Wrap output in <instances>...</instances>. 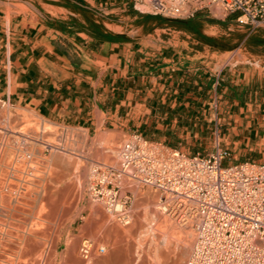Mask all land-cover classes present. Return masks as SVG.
<instances>
[{"label":"crops","instance_id":"0c3cea01","mask_svg":"<svg viewBox=\"0 0 264 264\" xmlns=\"http://www.w3.org/2000/svg\"><path fill=\"white\" fill-rule=\"evenodd\" d=\"M156 20L125 0H0V98L94 136L140 133L174 149L191 139L200 150L214 127L211 152L219 144L236 163L264 164V27L244 41L253 50L258 39L259 54L219 49L207 62ZM222 21L206 27L235 17Z\"/></svg>","mask_w":264,"mask_h":264},{"label":"rangeland","instance_id":"374dc122","mask_svg":"<svg viewBox=\"0 0 264 264\" xmlns=\"http://www.w3.org/2000/svg\"><path fill=\"white\" fill-rule=\"evenodd\" d=\"M122 15H127V13H122L119 16H117V14H113L112 19L117 20L121 18ZM206 15H208L209 17H201L197 20L195 19L192 21L179 20V19L175 20V19L165 18L162 16H157V20L155 22L158 28H166V29L171 28V31L183 32V33H176V35L180 37L182 44L189 47V52L186 51L185 54H189L191 59H193L195 55H202V58L200 59L201 61L212 62L219 60L222 57V55L220 54H216V56L212 57V55L215 54L214 53L215 50H219V49L226 51H230V50L238 51V49H240L238 53L240 55H243L244 57H249L247 53L259 54L260 49H258L257 47L260 46V44L258 42V39L254 38L255 48L253 50L249 49L246 43L244 42L247 36L250 34V29L248 27L241 26L236 23H230L228 27H220L218 29L210 30L209 28L206 27V25H208L210 21L219 22V23L223 22L222 21L223 17H214L211 14H206ZM184 21L187 24H182V22ZM128 24L130 26H134L136 23L130 20L128 21ZM183 29H185L186 31H184ZM193 38L201 39V41L204 42V45L200 46V44H195ZM228 56L229 55H227L226 57ZM221 68L222 66L219 65L218 69ZM6 109H8V107L4 108V110ZM4 110L1 109L0 115L4 114V116H6V112H4ZM9 110L12 113L11 114L12 118L8 120L7 118L4 119L0 117V167H1L0 169L4 167H21V169L25 167L24 169H26L27 167V170H29V172L30 170L36 172L37 169L40 170L37 171L38 173L39 172L40 173L38 175V173L36 172L38 176L34 173L36 177H32V175H29L28 179L30 177L33 179L32 180L29 179L28 180L29 183H26L25 187L28 186L26 189L28 192L25 190L24 192L25 193L27 192L26 194H24L18 200H12L11 201L12 204H10L11 206H9V203H11L10 202L11 197L9 198V201L7 199H5L7 201L5 200L3 201V199L2 201H0L1 202L0 214L2 212V216L0 215L1 216L0 225L2 224L3 226V227L0 226V229L2 230L7 229L14 232H18L20 228H22V230H28L30 225L36 221V216L37 217L38 215L43 216V218L47 219L50 209L52 212V204H56L59 208L61 206L60 210L58 209L57 213H55L56 223L58 227L54 229V231H57V233L55 232L56 235L55 233H53L54 231L51 232V234L53 236L54 246L55 245L58 246L57 251L55 252H57V255H59V258L61 259L63 258L65 249L67 250V248H70V250L75 252L77 259L79 260L81 259V261L85 260L84 257H81L82 256L81 248L85 242L93 243V244L95 243V245L97 243L102 244L103 247H106V249L108 250V252H106L107 255L105 254L108 257L112 255V252L116 250L117 245L124 250L127 256H130L133 255L132 253L134 251V248H136L139 245L138 238H140V236H143L142 237L143 239L146 238L143 244L145 245V248L147 250L151 245L150 244L151 240L153 241V244H155L158 243L159 239L161 240V238H167V239L169 238L168 240L173 242L172 245L174 246V247L172 246L171 251H169L170 256L174 257V258L173 257L170 258L169 264L173 263V260H175L176 256H178L179 253H180L179 256L182 255L184 261L187 262L194 243L195 231L193 229L194 237L193 239H191V242H188L189 239L187 237V234L185 233V230L177 225V221H174L171 217L156 211L157 209L156 206L159 202V196L158 194L154 193V191H152L151 189L145 187H137L133 190L135 194L134 214L136 216L134 217V221L132 225H130L129 227H123L119 225L112 217H110L104 211L103 207L100 204L94 203L88 197V192H87V188H88L87 172L89 171L88 169L94 163H101L105 165L115 166L117 164L118 150L128 136L125 135L117 136V134L109 131H107L106 133H101L98 136H94V134H89L87 131L80 128L58 125L46 121L44 119H39L37 118V115H35L34 113L31 112L26 113L27 111L23 112L25 110H13L11 107H9ZM17 113H24L26 115L20 117ZM206 123H207L206 125H209L208 122ZM220 131H221V125H218V133H220ZM212 132H215L214 127L213 130H210V133L204 134V137L205 136L207 137L206 139H203L201 142L200 140L198 141V144L201 143V146H198V144H196L195 147H198L200 150L194 148V146L192 145V142L194 140L191 141V139L184 140V144L182 146H179V148L182 149L179 148L178 149L185 151L186 153L189 154H194L196 152L207 154L211 152L212 150L211 147H213L214 145L213 143H214L215 135L213 134L211 135ZM187 141H189V144L185 145ZM114 151H117V154H114ZM227 163L229 162H225L226 165ZM1 177L5 179L4 181L2 180V178H0L2 182L4 181L5 183H7L8 181L7 184L9 186L13 185L12 186L13 188L14 187L17 188V186L18 185L20 186L21 184L20 180L14 177L8 178L9 180H6L7 175L5 177L2 175ZM61 178L64 179L63 182H61L60 180ZM11 181L13 184L12 183L9 184ZM56 181H58V183ZM51 185L55 186L54 189L53 187L51 188L48 187ZM68 185L71 187V192L69 193L71 195L64 203L63 196L65 193L63 192ZM45 186L48 187L47 188L48 191L49 188L51 189V191L49 192L54 191L53 192L54 194L47 193L48 191L43 190L46 189ZM55 188L59 190H56ZM25 195L26 197L23 198ZM15 196L17 195H13L12 199ZM40 196H42L41 200H40ZM17 198L18 197H16L15 199ZM58 198L60 200L59 202H57ZM19 201L21 202L19 203ZM22 202L25 203L26 205L24 204L23 206L22 204L23 207H20L19 205H21ZM2 205L3 207L5 206L6 208L4 207V209H7L9 212L2 209ZM13 205L14 207L12 208ZM16 205H18L19 207H17ZM44 206L46 207V209ZM22 208L25 210H22ZM15 209L17 210L21 209L22 211L16 210L14 212ZM42 209H44L45 212L46 211L48 212L43 213L44 211ZM153 210H155L156 212L155 214L158 213L159 216L161 215V220H167V223L168 224L170 223L168 225L169 227H167L168 229L166 228L160 229L157 225H155L153 228L152 225L153 222L151 223L150 222L151 219H149L150 217H148L150 216V213H152L150 211ZM12 213H14V215ZM15 214L18 216L17 218ZM19 215L21 216L19 217ZM104 219H106V221H104ZM6 224L8 227L6 226ZM17 226H20V228L18 229ZM89 226H91V228ZM92 227L94 228L98 227L97 228V230L99 231L97 232L98 234L94 231V228L93 231L95 232L94 233L95 235L93 234ZM15 228H17L18 230ZM44 228L45 230L46 229L49 230L50 224L46 222ZM152 230L155 232H153ZM141 233L144 235H142ZM138 234L140 235L139 237ZM157 236L159 237V239ZM103 241H105L106 243ZM54 246L52 248V252L54 251ZM112 246H114L115 249H113L114 247ZM154 246L155 245H153V247ZM181 248L183 253L182 251H179ZM183 254L185 255V257ZM99 255L100 254H95V257H98ZM61 259L58 262H56V264H62L63 260ZM185 262L184 264H186ZM71 264H78V263L73 262ZM153 264L155 263L153 262Z\"/></svg>","mask_w":264,"mask_h":264},{"label":"built area","instance_id":"2783aa9c","mask_svg":"<svg viewBox=\"0 0 264 264\" xmlns=\"http://www.w3.org/2000/svg\"><path fill=\"white\" fill-rule=\"evenodd\" d=\"M125 1L169 19L192 20L206 12L236 15L235 23L250 32L264 27V0ZM7 107L9 100L0 98V110ZM123 147L139 155L145 167L95 165L87 190L91 201L130 225L134 195L126 187L141 172L144 185L160 196L161 212L182 223L192 221L196 236L187 264H264V164L236 163L230 149L219 144L207 154H189L140 133L129 134ZM81 251L88 255L87 246Z\"/></svg>","mask_w":264,"mask_h":264},{"label":"bare ground","instance_id":"6f19581e","mask_svg":"<svg viewBox=\"0 0 264 264\" xmlns=\"http://www.w3.org/2000/svg\"><path fill=\"white\" fill-rule=\"evenodd\" d=\"M4 110V109H3ZM1 111V110H0ZM4 112H6V116H4V114H2V115H0V117L1 118H7L8 120L10 119V118H12L11 117V111L9 110V107H8V109H6V110H4ZM4 112H2V113H4ZM1 114V113H0ZM20 117L21 116H25L26 114H24V113H17ZM14 116V115H13ZM34 121V120H33ZM32 123V122H31ZM34 123V122H33ZM56 130V129H55ZM123 145H124V143L120 146V148H119V150H118V156H117V164L115 165V166H112V167H116V168H119V167H123V164L124 165H128L127 167H134V166H132L133 164H135L137 167H145V165L143 164V162H142V160H141V158H138L139 157V155H136L135 156V154L136 153H134L133 152V150H127L126 149V147H123ZM49 146H51V145H49ZM143 148H145L144 146H143ZM40 153V152H39ZM114 154H117V151H114ZM132 154V155H131ZM130 155V156H129ZM128 156H129V158H128ZM66 159V158H65ZM63 160V159H62ZM135 161H139V162H135ZM69 162V161H68ZM99 164H101V163H94L88 170V172H87V177H88V187H89V179H90V176H91V170L93 169V167H95V165H99ZM9 165V164H8ZM103 165H105V164H103ZM111 166V165H110ZM1 168V167H0ZM25 168V167H24ZM24 168H22L21 169V167H4V168H2V169H0V178H2L1 176L3 175L4 177L7 175V178H6V180H9L8 178H11V177H14V178H16V179H18V180H20V182H21V184H20V186L18 187L17 185H14V186H17V188L16 187H12V186H9L7 183H8V181H7V183H5L4 181H5V179H3L2 178V180H4L3 182H2V180L0 179V197H1V200L0 201H2V199H3V201L5 200V199H7L8 201H9V198H10V202L12 201V200H18L20 197H22L24 194H26L28 191L26 190L27 189V187H25L26 186V183H29L28 182V180L29 179H33V178H29L28 179V177H29V175H32V177H36L35 176V174L37 175V171H40V170H37L36 169V172L34 171H32V170H30V172H29V170H27V167H26V169H24ZM36 168V167H35ZM29 169V168H28ZM31 171H32V173H31ZM42 171V170H41ZM35 173V174H34ZM40 173V172H39ZM39 173H38V175H39ZM50 173V172H49ZM138 175H137V178H135L134 179V183L133 182H131V184H127V189H129L131 192H132V194L134 195V200H135V194H134V189L135 188H137V187H145V188H148V189H151L152 191H153V189H152V186L148 183V185L149 186H145L144 185V183H143V181H144V179H145V177L141 174V172H138L137 173ZM21 175V176H20ZM37 175V176H38ZM73 176V175H72ZM40 177V176H39ZM27 179V180H26ZM11 180V179H10ZM61 180V182H63L64 181V179L63 178H61L60 179ZM59 180V181H60ZM78 180V179H77ZM17 181V180H16ZM57 183H58V181H56ZM12 183V181L9 183V184H11ZM13 184V183H12ZM48 184V183H47ZM51 184V183H50ZM28 185V184H27ZM49 185V184H48ZM32 186V185H31ZM40 186V185H39ZM47 186V185H46ZM45 186V187H46ZM42 187V186H41ZM48 187H53V189H54V187L55 186H48ZM48 187H46V189L48 188ZM57 187V186H56ZM49 188V191H51V189ZM30 189V188H29ZM46 189H43V190H45V191H48V189L46 190ZM52 189V190H53ZM56 189V188H55ZM27 191L26 193L24 192V191ZM56 190H59V189H56ZM55 190V191H56ZM87 190H88V188H87ZM47 192V193H53L54 191H52V192ZM62 191H63V189H62ZM76 191V190H75ZM35 192V191H34ZM71 192V187L68 185L67 187H66V189H64V192L63 193H65L64 194V196H63V200H64V203L67 201V199H68V197L71 195V194H69ZM136 192V191H135ZM57 193H59V192H57ZM31 194V193H30ZM30 194H28V195H30ZM54 194V193H53ZM157 194V193H156ZM11 195V196H10ZM13 195H17V196H15L13 199H12V197H13ZM48 195V194H47ZM52 195V194H51ZM55 195H57V194H55ZM54 195V196H55ZM43 196H45V195H43ZM53 196V197H54ZM61 196V197H62ZM159 196V195H158ZM16 197H18L17 199H15ZM26 197V195L23 197V198H25ZM33 197H34V195H33ZM61 197H60V199H61ZM41 198H42V196H40V200H41ZM57 198V197H56ZM55 198V199H56ZM32 199V198H31ZM70 199V198H69ZM7 200H5V201H7ZM34 200V199H33ZM159 200H160V196H159ZM28 201V200H27ZM38 201V200H37ZM44 201V200H43ZM43 201H41V202H43ZM60 200H59V198H58V201L57 202H59ZM14 202V201H13ZM21 201H19V203H20ZM69 202V201H68ZM67 202V203H68ZM1 203V202H0ZM18 203V204H19ZM49 203V202H48ZM61 203H62V201H61ZM10 204H12V202L11 203H9V206H11ZM22 204H23V206H24V204L25 203H21V205H19L20 207H23L22 206ZM30 204V203H29ZM28 204V205H29ZM97 204H99V203H97ZM14 205H15V203H14ZM14 205L12 206V208L14 207ZM26 205V204H25ZM60 205H62V204H60ZM59 205V206H60ZM102 207H103V209H104V211L110 216V217H112L119 225H121V226H123V227H129L130 225H132V223H133V221H134V217L136 216L135 214H134V201H133V212H132V222H131V224L130 225H122L117 219H116V217H114V216H112V215H110L109 213H108V211L105 209V207L102 205V204H100ZM0 206H1V204H0ZM8 206V205H7ZM17 207H19L18 205H16ZM42 206V205H41ZM70 206V205H69ZM154 206H156V205H154ZM5 207V206H4ZM4 207H3V205H2V209H4ZM17 207H15V208H17ZM30 207H31V205H30ZM40 207V206H39ZM45 207V206H44ZM51 207V206H50ZM1 208V207H0ZM6 208V207H5ZM26 208H27V206H26ZM41 208V207H40ZM40 208H39V210H40ZM43 208V207H42ZM49 208V207H48ZM60 208H61V206H60ZM60 208L56 205V204H52V212H51V209H50V212L48 213L49 215L47 216V219H45V218H43V216H39L38 215V217L36 216V221L33 223V224H31L30 225V227H29V229L28 230H22V228H20V226H17L18 227V229L20 230H18L17 228H15V229H17L18 230V232H14V231H10V230H7V229H4V230H2V229H0V264H56V262H58L61 258H59V255H57V252H55V251H57V248H58V246L57 245H55L54 246V240H53V236H52V234H51V232H53L54 231V229L55 228H57L58 227V225H57V223H56V217H55V213H57V211H58V209L60 210ZM156 211L157 212H159V213H161V214H164V215H167V216H169V217H171L174 221H177V225L178 226H180L181 228H183L184 230H185V233L187 234V237H188V242H191V239H193V237H194V234H193V232L195 231H193V225H192V221H189L188 223H182L181 221H178L177 219H175L174 217H172L171 215H169V214H167V213H163V212H161L160 211V209H159V206H158V204H157V206H156ZM1 209V210H2ZM28 209H29V207H28ZM45 209H46V207H45ZM153 209H155V208H153ZM4 210H6L7 212H9L7 209H4ZM3 210V211H4ZM12 210V209H11ZM17 209H15L14 210V212L16 211ZM18 210H20V211H22V210H25V209H23L22 208V210L21 209H18ZM17 210V211H18ZM27 210V209H26ZM44 212L43 213H46V212H48V211H46L45 212V210L44 209H42ZM38 211V210H37ZM12 212V211H11ZM24 212H26V211H24ZM96 212V211H95ZM150 212H152V213H150V216H148V217H150L149 219H151V223L153 222V228H154V226L155 225H157L160 229L161 228H166V229H168L167 227H169L168 225L170 224H168L167 223V220H161V215L159 216V214H158V216H157V214H155L156 212H155V210H153V211H150ZM4 213V212H3ZM42 213V214H43ZM59 213V212H58ZM5 214H7V213H5ZM13 215H14V213H12ZM11 214V215H12ZM1 216H2V212H1V214H0ZM4 215V214H3ZM12 215V216H13ZM37 215V214H36ZM44 215V214H43ZM59 215V214H58ZM57 215V216H58ZM1 216H0V218H1ZM5 216H7V215H5ZM15 216H16V218L18 217L16 214H15ZM21 215H19V217H20ZM35 216V215H34ZM61 216V215H60ZM14 217V216H13ZM59 217V216H58ZM160 217V218H159ZM168 217V218H169ZM6 218V217H5ZM147 218V217H146ZM7 219H9V218H7ZM22 219V218H21ZM3 220V219H2ZM13 221V220H12ZM18 221V220H17ZM104 221H106V219H104ZM23 222V221H22ZM46 222L48 223V224H50V228H49V230L48 229H46L45 230V228H44V226H45V224H46ZM170 222V221H169ZM1 223V222H0ZM31 223H32V221H31ZM15 224V223H14ZM98 224V223H97ZM105 224V223H104ZM102 225V224H101ZM1 227H3L2 226V224L0 225ZM6 226H7V224H6ZM14 226V225H13ZM22 226V225H21ZM28 226V225H27ZM134 226V225H133ZM4 227H5V225H4ZM8 227V226H7ZM15 227V226H14ZM25 227V226H24ZM24 227H23V229H24ZM90 228H91V226H89ZM99 227V226H98ZM98 227H96V228H94V227H92V231H93V228H94V231L97 233V232H99L98 230H97V228ZM132 227V226H131ZM172 227V226H171ZM177 227V226H176ZM140 228V227H139ZM146 228V227H145ZM145 228H142V229H145ZM152 228V229H153ZM158 228V229H159ZM10 229V228H9ZM27 229V228H26ZM165 229V230H166ZM59 230V229H58ZM97 230V231H96ZM149 230V229H148ZM155 230V229H154ZM164 230V229H163ZM163 230H162V232H163ZM90 231H91V229H90ZM93 231V234L95 233ZM137 231V230H136ZM146 231V230H145ZM153 231V230H152ZM156 231H157V229H156ZM159 231V230H158ZM161 231V230H160ZM168 231V230H167ZM57 233V231H54L53 233ZM153 232H155V231H153ZM56 233H55V235H56ZM143 233V232H142ZM141 233V234H142ZM98 234V233H97ZM109 234V233H108ZM174 234V233H173ZM95 235V234H94ZM142 235H144V234H142ZM157 235V234H156ZM163 235V234H162ZM140 235L138 234V237H139ZM145 236H146V234H145ZM144 236V237H145ZM148 236V235H147ZM173 236V235H172ZM180 236V235H179ZM195 236H196V232H195ZM109 237V236H108ZM122 237V236H121ZM120 237V238H121ZM143 236H140V238H138V241H139V245L136 247V248H134V251H133V255H130V256H127V254L124 252V250L120 247V246H118L117 245V248H116V250L114 251V252H112V255H110L109 257L108 256H106L107 254H106V252H108V250L106 249V247H103V245L102 244H100V243H97V244H100V245H102V246H100V245H95V243L93 244V243H88V242H85L83 245H85V246H87V248H88V255H84L83 254V252L81 251V257H84V259L85 260H82L81 261V259L79 260V259H77V257H76V254H75V252L74 251H72V250H70V248H67V250L65 249V253H64V255H63V258L61 259V260H63V262H62V264H67V263H73V262H76V263H78V264H153V262L155 263V264H169V260H170V258H172L171 256H170V253H169V251H171V248H172V244H173V242H171L170 240H168L167 238H161V240L159 239V237H158V239H159V241H158V243H155V244H153V241L151 240V242H150V247H151V249H150V247H149V249L147 250L146 248H145V245L143 244L144 243V241L146 240V238L145 239H143L142 238ZM93 238V237H92ZM124 238V237H123ZM89 239V238H88ZM99 240V239H98ZM179 240H180V238H179ZM94 241V240H93ZM113 241H114V239H113ZM100 242H102V241H100ZM103 242H105V241H103ZM118 242V241H117ZM156 242V241H155ZM187 242V243H188ZM106 243V242H105ZM179 244V243H178ZM189 244V243H188ZM188 244H186V245H188ZM153 245H155L154 247H153ZM175 245V244H174ZM185 245V246H186ZM193 245H194V243H193ZM53 246H54V251L52 252V248H53ZM108 246V245H107ZM134 246V245H133ZM190 246V245H189ZM189 246H188V248H189ZM112 247H114V246H112ZM174 247V246H173ZM113 249H115V247L113 248ZM187 249V248H186ZM185 249V250H186ZM192 249H193V246H192ZM192 249H191V253H192ZM174 250V249H173ZM179 251H182V248L179 250ZM188 251V250H187ZM187 251H185V252H187ZM173 252V251H172ZM182 253H183V251H182ZM191 253H190V255H189V258H190V256H191ZM95 254H100L98 257H95ZM105 255V256H102V255ZM180 254V253H179ZM179 254H178V256H176V258H175V260H173V263H170V264H184V259H183V256L182 255H180L179 256ZM109 255V254H108ZM184 255V254H183ZM102 256V257H101ZM187 256V255H186ZM184 257H185V255H184ZM174 258V257H173ZM189 258H188V260H189ZM83 259V258H82ZM188 260H187V262H188ZM187 262H185L186 264H187Z\"/></svg>","mask_w":264,"mask_h":264}]
</instances>
